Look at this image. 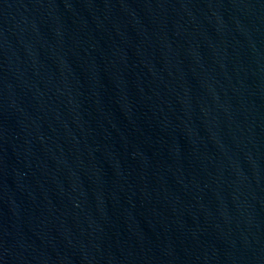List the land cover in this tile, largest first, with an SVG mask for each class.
Returning <instances> with one entry per match:
<instances>
[{
  "label": "water",
  "instance_id": "water-1",
  "mask_svg": "<svg viewBox=\"0 0 264 264\" xmlns=\"http://www.w3.org/2000/svg\"><path fill=\"white\" fill-rule=\"evenodd\" d=\"M0 264H264V0H0Z\"/></svg>",
  "mask_w": 264,
  "mask_h": 264
}]
</instances>
